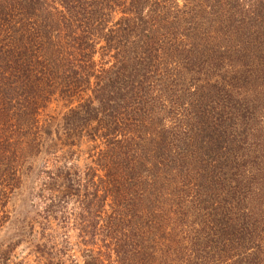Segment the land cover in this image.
<instances>
[{
  "label": "trees",
  "instance_id": "1",
  "mask_svg": "<svg viewBox=\"0 0 264 264\" xmlns=\"http://www.w3.org/2000/svg\"><path fill=\"white\" fill-rule=\"evenodd\" d=\"M185 1L0 0V208L17 192L29 207L0 264H227L217 222L207 223L213 240L186 224L198 193L186 185L198 188L208 164L191 156L194 182L184 183L182 155L170 154L146 99L151 69L181 45L195 56L232 39L243 64L246 23L214 31L210 17L230 6L246 21L235 13L246 0H217L214 12L208 0ZM188 30L205 37L190 49ZM257 220L246 213L242 230L256 232Z\"/></svg>",
  "mask_w": 264,
  "mask_h": 264
},
{
  "label": "rangeland",
  "instance_id": "2",
  "mask_svg": "<svg viewBox=\"0 0 264 264\" xmlns=\"http://www.w3.org/2000/svg\"><path fill=\"white\" fill-rule=\"evenodd\" d=\"M184 1L177 3L182 7ZM202 1L213 6L212 12L216 10L217 0ZM232 4L236 5L234 1ZM241 4L235 13L245 15L246 21L230 14L232 8L229 6L218 11L217 21L216 12L212 13L210 25L214 27L213 22H217L221 30L231 31L230 23H246V47L250 43L252 50L247 52L249 56L243 64L237 63L235 48L238 46L233 45L232 39L218 40L216 52L204 51L195 56L181 53V45L178 52L174 49L167 52L168 66L151 69L148 80L152 97H147L146 101L150 104L155 126L165 124L170 154L175 156L179 152L182 155L178 161L182 162L184 183L194 182L193 171L188 169L193 161L191 156L197 158L196 165L208 164V170L202 174L203 182L197 183L198 188L194 183L186 185L191 191H198L192 200L196 210H189L192 216L186 224L195 223L200 236L207 239L209 234L208 238L213 240L207 223L210 219L218 223L215 240L221 245H215L217 259L225 257L222 259L227 264H264V0H246L244 9ZM208 24L209 21L203 20L201 30ZM186 34L192 33L188 30ZM198 38L205 37L202 33L189 38L183 36V45L190 49L198 43ZM185 59L196 65H187ZM197 122L202 130L194 132L199 126ZM192 126L194 130L190 133ZM160 147L163 150L166 146L161 143ZM28 208L25 194L21 192L4 201L0 208L4 214L0 213V217H5L6 222L0 227V244L16 241L17 220L27 215ZM246 213L251 214L253 221L261 222L254 233L242 230L246 229V224L243 225ZM194 245L198 251H208L204 243ZM23 249L24 246L18 244L11 260H19Z\"/></svg>",
  "mask_w": 264,
  "mask_h": 264
}]
</instances>
